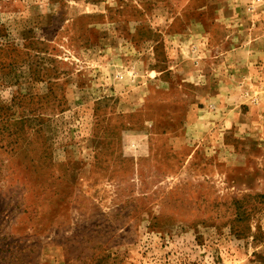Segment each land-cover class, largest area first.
Instances as JSON below:
<instances>
[{"label":"rangeland","instance_id":"1","mask_svg":"<svg viewBox=\"0 0 264 264\" xmlns=\"http://www.w3.org/2000/svg\"><path fill=\"white\" fill-rule=\"evenodd\" d=\"M0 264H264V0H0Z\"/></svg>","mask_w":264,"mask_h":264}]
</instances>
